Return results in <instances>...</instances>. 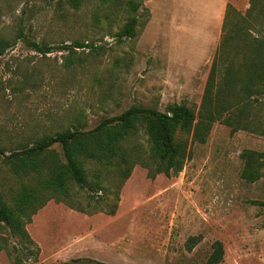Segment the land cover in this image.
I'll return each instance as SVG.
<instances>
[{"label": "rangeland", "instance_id": "obj_1", "mask_svg": "<svg viewBox=\"0 0 264 264\" xmlns=\"http://www.w3.org/2000/svg\"><path fill=\"white\" fill-rule=\"evenodd\" d=\"M127 1L0 0V40L9 42L0 55V200L13 206L21 188L38 182L14 174L5 155L45 135L91 129L132 105L184 103L197 113L226 5L244 14L252 0H135L136 35L119 37L132 16ZM253 2L249 32L264 39V0ZM74 42L87 45L64 47ZM252 98L249 128L215 121L204 142L176 132L189 140L178 174L149 177L135 164L123 180L118 166L85 160L89 182L100 172L104 189L71 182L70 202L83 211L51 198L31 215L24 226L36 258L2 225L0 241L25 264H204L215 240L224 249L218 264H264V164L257 180L241 176L242 152H264V96ZM132 142L149 146L143 128ZM49 150L62 158L60 144ZM193 235L200 240L188 249ZM0 264H11L5 249Z\"/></svg>", "mask_w": 264, "mask_h": 264}, {"label": "trees", "instance_id": "obj_2", "mask_svg": "<svg viewBox=\"0 0 264 264\" xmlns=\"http://www.w3.org/2000/svg\"><path fill=\"white\" fill-rule=\"evenodd\" d=\"M78 2L71 0L73 6H77ZM127 6L132 16L118 31L119 37L136 35L137 18L134 13L139 2L128 0ZM255 10L253 0L244 14L231 4L226 5L222 36L197 113L184 103H173L167 111L132 105L118 115L103 118L91 129L66 128L5 155L14 174L33 173L38 176V182L21 188L13 198V206L0 200V225L7 227L11 234L18 235L28 254L36 258L38 248L24 226L31 215L51 198L62 199L70 207L79 209L70 202L71 182L91 191L104 189L100 172L94 174L95 182H89L84 169L85 160L118 166V175L123 180L129 177L135 164L144 166L149 177L159 172L171 176L183 169L188 157V137L177 138V131L187 135L191 132L190 142H204L215 121L231 126L232 131L249 128L247 105L254 94L264 96V39L252 36L248 28L251 25L249 17ZM31 43L38 51H49L48 47ZM8 45L9 42L0 40V55ZM86 45L74 42L64 47L74 49ZM228 57L229 62L224 63ZM140 128L147 136L149 146L146 149L132 142ZM55 143L61 145L62 158L53 153L46 155ZM241 157L244 159L243 178L253 182L263 175L264 152L244 150ZM109 212L114 213V210ZM199 240L200 236H189L186 247L193 248ZM1 249L6 250L11 264H25V259L12 254L2 238ZM223 255L222 242L215 240L204 264H218Z\"/></svg>", "mask_w": 264, "mask_h": 264}, {"label": "crops", "instance_id": "obj_3", "mask_svg": "<svg viewBox=\"0 0 264 264\" xmlns=\"http://www.w3.org/2000/svg\"><path fill=\"white\" fill-rule=\"evenodd\" d=\"M211 15H212V6L210 5V17H211ZM212 20H211V18H210V22H211ZM213 21H215V19H213ZM217 21V20H216ZM218 22H219V19H218Z\"/></svg>", "mask_w": 264, "mask_h": 264}, {"label": "water", "instance_id": "obj_4", "mask_svg": "<svg viewBox=\"0 0 264 264\" xmlns=\"http://www.w3.org/2000/svg\"><path fill=\"white\" fill-rule=\"evenodd\" d=\"M6 222V221H5Z\"/></svg>", "mask_w": 264, "mask_h": 264}]
</instances>
